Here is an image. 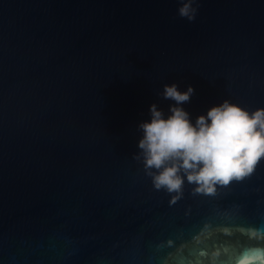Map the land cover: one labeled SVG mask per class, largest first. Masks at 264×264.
<instances>
[{
  "label": "water",
  "instance_id": "1",
  "mask_svg": "<svg viewBox=\"0 0 264 264\" xmlns=\"http://www.w3.org/2000/svg\"><path fill=\"white\" fill-rule=\"evenodd\" d=\"M180 6L0 0V264H264V159L175 203L133 159L165 85L264 108V0Z\"/></svg>",
  "mask_w": 264,
  "mask_h": 264
},
{
  "label": "clouds",
  "instance_id": "2",
  "mask_svg": "<svg viewBox=\"0 0 264 264\" xmlns=\"http://www.w3.org/2000/svg\"><path fill=\"white\" fill-rule=\"evenodd\" d=\"M180 18L194 22L199 0H179ZM193 5H197L194 7ZM194 89L180 92L176 84L165 85L162 97L175 101L165 118L153 104L151 121L139 125L143 133L138 154L156 190L176 193L175 203L183 194L185 179L195 185L194 193H213L217 185H228L251 174L264 159V108L249 112L224 100L195 124L179 105L190 101Z\"/></svg>",
  "mask_w": 264,
  "mask_h": 264
}]
</instances>
